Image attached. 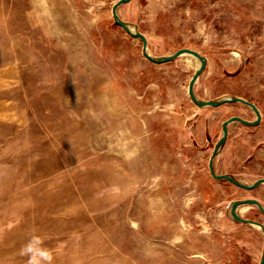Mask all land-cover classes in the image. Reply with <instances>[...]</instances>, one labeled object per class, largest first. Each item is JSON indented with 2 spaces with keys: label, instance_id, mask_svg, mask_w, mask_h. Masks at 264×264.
<instances>
[{
  "label": "rangeland",
  "instance_id": "obj_1",
  "mask_svg": "<svg viewBox=\"0 0 264 264\" xmlns=\"http://www.w3.org/2000/svg\"><path fill=\"white\" fill-rule=\"evenodd\" d=\"M119 0H0V264H259L264 182L209 161L248 103L200 106L192 54L155 62ZM162 57L206 56L201 100L241 96L217 173L264 178V0H130ZM200 63V61H199Z\"/></svg>",
  "mask_w": 264,
  "mask_h": 264
},
{
  "label": "water",
  "instance_id": "obj_2",
  "mask_svg": "<svg viewBox=\"0 0 264 264\" xmlns=\"http://www.w3.org/2000/svg\"><path fill=\"white\" fill-rule=\"evenodd\" d=\"M127 1H130V0H119L117 3H115V5L113 6V14L116 17L117 21L119 23H121L132 35L139 36V37L142 38L144 53L150 59H152L155 62H159L160 63V62H165V61L174 59V58L178 57L181 54L189 53V54H192V55L198 57L201 60L202 63L200 65V67L197 69L195 75L193 76V79H192V81L190 83V86H189L190 95H191V97L193 98V100L196 103H198L200 106H207V105H216L217 106V105H221V104L226 103V102L241 101V102H245V103L250 104L255 109V111L257 112V118L254 119V120H248V119H246V118H244L242 116L237 115V116H233V117L229 118L228 120H226L223 123V131L224 132H223V135H222L219 143L217 144V146L215 147L214 151L212 152V155H211L210 161H209V165H210L211 173H212L213 176H215L217 178H227V179H229L230 181H232L233 183H235L238 186L252 189V188H255L256 186L260 185L261 183H263L264 182V178H259L254 183H247V182H244L243 180L239 179L236 176H233V175H230V174H227V173H217L215 171V168H214V159H215L216 154L218 152L219 145H220V143L225 142L227 137H228V133H229L228 125L231 122H234V121H241L243 123L255 124V123H257V122H259L261 120L262 115H261L260 109L258 108L256 103L251 101V100H249V99H247V98H243L241 96H237V97H234V96L233 97H223V98H221L219 100H200L195 94L194 85H195V82H196L197 78L199 77V75L201 74V72L204 70V68L206 66V63H207L206 56L202 55L199 51H197L195 49H192L190 47L181 48V49L177 50L173 54L162 56V57H158V56H155L152 53H150L149 49H148L149 47H148V38H147V36L141 31L133 30L131 28L130 24H128L127 22L123 21L121 19L120 15H119V13H118V6L120 4H122V3H124V2H127ZM238 202L239 201H236V203L234 204V207H233L234 217L239 219V220H241V221H247V222H250V223H253V224L260 225L263 228V231H264V224L263 223H261V222H259L257 220L251 219V218L242 217L236 211V208L238 206V204H237ZM245 202L256 203L264 211V205L258 199H248V200H245ZM259 264H264V256H263V258H262V260H261V262Z\"/></svg>",
  "mask_w": 264,
  "mask_h": 264
},
{
  "label": "bare ground",
  "instance_id": "obj_3",
  "mask_svg": "<svg viewBox=\"0 0 264 264\" xmlns=\"http://www.w3.org/2000/svg\"><path fill=\"white\" fill-rule=\"evenodd\" d=\"M120 15V14H119ZM131 26V28L133 29V30H137V28L136 27H134L133 25H130ZM187 54H189V53H187ZM193 57L197 60V68H199L200 67V65H201V60L198 58V57H196V56H194L193 55ZM199 61H200V63H199ZM229 97H233V96H229ZM199 98V97H198ZM200 99V98H199ZM201 100V99H200ZM236 211L237 212H240V206H237V208H236ZM255 226H257V227H259L261 230H263V228L260 226V225H257V224H254Z\"/></svg>",
  "mask_w": 264,
  "mask_h": 264
}]
</instances>
